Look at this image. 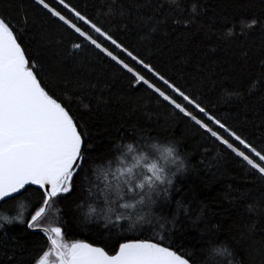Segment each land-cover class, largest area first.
I'll return each instance as SVG.
<instances>
[{
  "label": "snow or ice",
  "instance_id": "obj_1",
  "mask_svg": "<svg viewBox=\"0 0 264 264\" xmlns=\"http://www.w3.org/2000/svg\"><path fill=\"white\" fill-rule=\"evenodd\" d=\"M30 3L72 38L69 56L74 57L85 48L92 49L106 63L116 67L135 91L150 90L168 115L191 125L206 139L221 146L226 155L237 158V163L242 164L253 179L264 182V140L258 144L222 120L217 114L219 109L212 108L218 100H209L206 104L205 97L186 91L173 78L160 72L142 52L135 51L68 0H30ZM11 4L12 0H7L5 8L0 10V204L30 194H34V200L27 216L23 211L14 217L0 216V238L7 236L9 228L15 225L46 237L50 247L34 257L31 264H243L238 246L255 225H242L231 237H221L216 231L201 228L206 223L203 214L193 218L192 211L184 208L183 200H175L173 195L179 193L175 177L187 171L190 164L188 157L179 152L174 139L161 140L140 133L124 137L103 157L89 153L74 116L48 86V76L55 72L46 71L39 60L27 56L19 42L20 31L28 30V13H21L17 7V13L21 14L13 16L8 11ZM143 8L149 11H137L134 18L129 13V19L138 28L139 41L145 47L157 44L170 20L191 30L193 21L191 17L181 18V9L186 11V8L179 0L145 2ZM235 24L240 25L243 36L245 30L250 33L257 27L264 29V17H241ZM233 34L234 29L228 32L230 36ZM259 65L260 74L255 80L264 89V52ZM232 95L240 98L242 93L233 89ZM90 159L93 163L101 160L106 164L94 169L102 183L97 184L95 190L89 186L87 196L79 197L88 206L86 218L102 215L105 226L112 228H123L124 222L136 228L141 222L151 223L154 219L162 227L171 223V233L162 234L160 242L141 239L119 243L115 254L81 241L64 243L63 229L68 226L69 215L64 205L77 196L78 189H83L81 174L88 177L85 169ZM199 164L205 165V158L202 157ZM207 166L217 167L218 163L208 160ZM225 191L229 199L245 198L243 192L235 189ZM77 207L83 209L84 204L77 203ZM181 216L202 231L196 243L190 246L192 250L183 254L163 243L176 235ZM50 218L58 219L60 226H51ZM17 247L5 250L0 264H22L16 259Z\"/></svg>",
  "mask_w": 264,
  "mask_h": 264
},
{
  "label": "trees",
  "instance_id": "obj_2",
  "mask_svg": "<svg viewBox=\"0 0 264 264\" xmlns=\"http://www.w3.org/2000/svg\"><path fill=\"white\" fill-rule=\"evenodd\" d=\"M68 2L135 51L142 52L160 72L173 78L186 91L205 97L206 104L209 100H218L212 105L213 110L219 109V117L246 138L258 144L264 140V89L255 80L260 74L259 61L264 52V29L257 27L250 33L245 30L242 36L240 25H234L241 17H264V0H179L186 8V11L181 9V18L191 17L193 21L191 30L170 20L157 44L150 47L140 43L139 30L129 19V13L134 18L137 11H149L143 8V3H163L164 0ZM6 3L7 0L0 3V10ZM17 7L29 17L28 30L20 31L19 42L27 56L39 60L46 71L55 72L48 76V86L74 116L89 153L103 157L124 137L140 133L161 140L174 139L179 152L190 160L188 170L175 177V187L179 189V193H173L175 200H183L184 208L192 211L193 218L202 213L206 223L201 228L216 231L221 237L235 236L240 226L254 224L238 246L239 259L243 264H264V182L253 179L248 170L237 163V158L226 155L221 146L206 139L191 125L168 115L150 90L135 91L116 67L106 63L92 49L85 48L74 57L69 56L72 38L36 10L30 0H12L8 11L18 16L21 13H17ZM233 29L234 34L228 35ZM233 89L239 90L242 96L232 95ZM202 157L205 165L199 164ZM208 160L218 166H207ZM104 164L106 161L93 163L89 160L85 169L88 177L81 174L83 189H78L77 196L64 205L69 215L66 218L68 226L63 229V242L81 241L114 254L119 243L141 239L160 242L162 234H170L171 223L162 227L154 219L151 223L141 222L136 228H130L128 222H124L123 228H112L105 226L102 215L85 217L88 206L79 197L87 196L89 186L95 190V186L102 183L94 169ZM226 188L243 192L245 198L241 201L229 199ZM33 200L34 194H30L0 204V216L14 217L22 211L27 216ZM126 202L135 203L134 200ZM77 203L84 204V208H78ZM50 223L53 227L60 226L56 218H50ZM201 235V230L181 216L176 235L163 243L183 254L192 250L190 246ZM13 246H18L17 261L31 264L32 259L48 250L50 244L42 234L15 225L9 228L7 236L0 238V260L4 259L5 250L10 251Z\"/></svg>",
  "mask_w": 264,
  "mask_h": 264
},
{
  "label": "rangeland",
  "instance_id": "obj_3",
  "mask_svg": "<svg viewBox=\"0 0 264 264\" xmlns=\"http://www.w3.org/2000/svg\"><path fill=\"white\" fill-rule=\"evenodd\" d=\"M51 226H52V223H51ZM52 259L54 260V259H55V257L53 256V257H52Z\"/></svg>",
  "mask_w": 264,
  "mask_h": 264
},
{
  "label": "water",
  "instance_id": "obj_4",
  "mask_svg": "<svg viewBox=\"0 0 264 264\" xmlns=\"http://www.w3.org/2000/svg\"><path fill=\"white\" fill-rule=\"evenodd\" d=\"M95 247V246H94ZM117 251H118V249H117ZM115 254V253H114Z\"/></svg>",
  "mask_w": 264,
  "mask_h": 264
}]
</instances>
